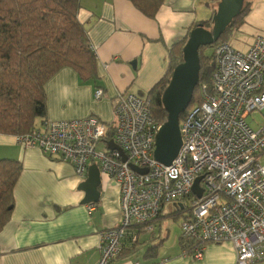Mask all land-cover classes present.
I'll return each instance as SVG.
<instances>
[{
  "label": "built area",
  "instance_id": "obj_1",
  "mask_svg": "<svg viewBox=\"0 0 264 264\" xmlns=\"http://www.w3.org/2000/svg\"><path fill=\"white\" fill-rule=\"evenodd\" d=\"M213 53L211 92L198 88L202 101L179 123L181 145L169 166L154 158L162 124L149 101L131 93L117 97L111 137L108 123L94 116L46 121L16 137L23 149L70 163L79 181L93 164L118 188L120 223L99 235L97 264H110L127 237L137 240V229L153 233L170 205L180 213L183 237L201 244L229 242L235 264H264V123L258 130L247 123L264 111V33L244 52L221 43ZM102 97V90L94 92L95 100ZM198 178L199 198L192 192ZM202 247L195 248L194 258L201 257Z\"/></svg>",
  "mask_w": 264,
  "mask_h": 264
},
{
  "label": "crops",
  "instance_id": "obj_2",
  "mask_svg": "<svg viewBox=\"0 0 264 264\" xmlns=\"http://www.w3.org/2000/svg\"><path fill=\"white\" fill-rule=\"evenodd\" d=\"M245 1L250 3V12L229 42L242 52L255 36L264 33V0ZM80 2L77 17L96 54L103 97L95 100L93 83L80 82L73 70L64 68L46 84L49 121L88 116L105 123L113 121L118 95L149 91L166 73L169 47L181 41L193 23L208 19L213 8L211 0H166L155 19H150L127 0ZM0 159L22 164L11 217L0 231V264H97L99 235L120 223L116 185L100 174L99 201L81 205L84 194L77 190L81 181L70 163L50 158L36 148L23 149L11 135H0ZM176 211L175 205L165 206L153 233H142L147 234L142 255L133 256L141 244L139 238L132 251V243L124 241L119 256L110 264H235V250L229 242L205 243L200 258L180 248V236L172 241L171 249L163 251L168 235L158 244L151 243L155 227L164 226L169 217H181ZM155 245L159 246L154 256L144 259Z\"/></svg>",
  "mask_w": 264,
  "mask_h": 264
},
{
  "label": "trees",
  "instance_id": "obj_3",
  "mask_svg": "<svg viewBox=\"0 0 264 264\" xmlns=\"http://www.w3.org/2000/svg\"><path fill=\"white\" fill-rule=\"evenodd\" d=\"M127 1L145 17L155 19L166 0ZM219 1L211 0L213 8L210 17L193 23L186 36L169 47L166 73L149 91L139 95L149 101L153 117L161 124L167 120L162 95L175 69L183 63V51L190 34L199 26L207 31L212 30ZM80 9V0H0V135L24 136L49 121L46 84L64 68L73 70L80 82L93 83L95 91L102 90L98 84L100 78L96 70V54L87 29L77 17ZM249 12L250 3L244 0L240 11L219 40L212 46L199 49V83L189 107L179 115V123L190 107L201 103L198 90L201 85L206 86L208 93L211 92V75L215 70L214 48L221 43L229 44ZM107 126L108 136L111 137L114 121ZM21 172L22 164L19 161L0 159V231L10 220L14 207L13 192ZM174 214L180 215L178 211ZM142 233L140 228L137 229V236ZM125 241L131 243V236ZM178 242L185 253L192 254L197 246L205 245L182 235ZM138 244L137 238L129 251ZM158 246L150 247L144 259H151Z\"/></svg>",
  "mask_w": 264,
  "mask_h": 264
},
{
  "label": "water",
  "instance_id": "obj_4",
  "mask_svg": "<svg viewBox=\"0 0 264 264\" xmlns=\"http://www.w3.org/2000/svg\"><path fill=\"white\" fill-rule=\"evenodd\" d=\"M244 0H220L213 16L212 30H204L201 26L193 30L184 47L183 63L173 73L170 84L162 95V104L167 111V120L161 125L156 137L154 158L160 164L169 166L175 159L181 145L179 130V115L187 110L192 95L199 83L200 60L199 49L214 45L224 33L226 27L240 11ZM111 149L121 153L122 161L125 155L114 145ZM133 171H138L130 166ZM198 178L192 187V192L200 197ZM101 184L100 171L96 165L88 167L86 178L80 182L77 190L84 194L81 205H93L100 199L98 187Z\"/></svg>",
  "mask_w": 264,
  "mask_h": 264
},
{
  "label": "rangeland",
  "instance_id": "obj_5",
  "mask_svg": "<svg viewBox=\"0 0 264 264\" xmlns=\"http://www.w3.org/2000/svg\"><path fill=\"white\" fill-rule=\"evenodd\" d=\"M254 1H256V0H254ZM247 123L249 124L251 129L258 130V128L264 123V111H261L259 113H254L251 116H249L247 119ZM98 149H100V145L98 146ZM261 164H264V157L261 161ZM180 222H181V217L180 218L179 217L178 218L169 217L168 219H166L164 221V226L162 224L160 227H158V226L155 227L154 236H153V239L151 240V243L158 244L161 239H165L166 235H168L169 241L167 243H165L167 241L166 240L164 242L165 245L162 246L161 248H162V251L164 249H166V250L171 249L172 244H173L172 241L174 239L176 240L177 237L181 236V232H180V228H179ZM161 227H162V234H161ZM167 229H168V233H167ZM140 235H142V234H140ZM140 235L137 238H139L141 244H140L138 250L134 251L133 256H140V255H142L141 253H143L144 247L142 246V241H144L147 238V236H145L147 234H144L142 236H140Z\"/></svg>",
  "mask_w": 264,
  "mask_h": 264
}]
</instances>
